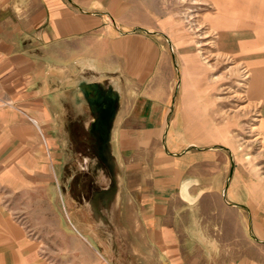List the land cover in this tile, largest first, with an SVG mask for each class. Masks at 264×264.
<instances>
[{
	"label": "crops",
	"instance_id": "crops-1",
	"mask_svg": "<svg viewBox=\"0 0 264 264\" xmlns=\"http://www.w3.org/2000/svg\"><path fill=\"white\" fill-rule=\"evenodd\" d=\"M203 1L222 52L248 72L244 111L264 135V0ZM173 29L161 0H0V264H264L248 176L198 174L222 165L204 147L233 126L211 120V95L176 93ZM77 68L112 90L114 206L95 212L98 228L45 240L26 201L53 196Z\"/></svg>",
	"mask_w": 264,
	"mask_h": 264
},
{
	"label": "rangeland",
	"instance_id": "rangeland-1",
	"mask_svg": "<svg viewBox=\"0 0 264 264\" xmlns=\"http://www.w3.org/2000/svg\"><path fill=\"white\" fill-rule=\"evenodd\" d=\"M161 2L171 8L172 26L176 33V38L168 40V45L172 47L175 68L172 79L176 93L181 94L184 90L196 93L198 88L200 93L211 95L214 100L210 103L214 111L211 120L221 126L232 122L233 126L229 134L211 136L210 144L204 147H209L213 154L211 157L217 162L220 160L222 165L204 166L198 174L210 176L219 172L223 178L229 173L248 176L246 187L251 191V199L247 201L253 213L252 221L264 222V213L259 214L264 212V135L260 134L257 121L244 111L248 72L241 63H235L233 57L222 52L223 45H219L217 32L212 22L208 21L211 8L199 4L204 3L203 0ZM71 79L75 86L70 88L69 112L75 110V120L79 122L77 126L82 130L74 141L71 138L68 149L63 153L64 166L57 182L54 180L52 198H28L26 201L27 221L40 229L38 234L45 240L50 237L61 239L59 228L75 234V227L87 233V223L98 228L101 217L95 212L101 206H114L116 168L111 156L112 136L108 130L100 136L106 142L100 159L95 141L87 132L89 123L101 114L100 101L112 90L107 82L87 72V69L77 68ZM108 106L109 118H112L116 105L109 101ZM84 112L85 122L82 117ZM107 124L109 126L110 119ZM227 159L230 161L228 167L223 164ZM105 218L106 222L114 221L113 215Z\"/></svg>",
	"mask_w": 264,
	"mask_h": 264
},
{
	"label": "flooded vegetation",
	"instance_id": "flooded-vegetation-1",
	"mask_svg": "<svg viewBox=\"0 0 264 264\" xmlns=\"http://www.w3.org/2000/svg\"><path fill=\"white\" fill-rule=\"evenodd\" d=\"M100 102H101L100 104H102V105H99L101 114L99 117L95 118L94 121L90 122L91 127H88L87 132L91 134V136L93 137L95 141V145L97 146L96 150L99 153L98 158L101 159L100 153L102 155V152L104 151V146H106V142L103 139H101L100 136H103L106 133L104 129V126H105L104 124L107 121V116L110 110L108 106V95L103 96ZM77 124H79V122L75 120V122H73V125H71L70 127L71 138L73 139V141L75 140L76 135L80 133V129H81V127L79 128ZM83 130H85L84 126H83Z\"/></svg>",
	"mask_w": 264,
	"mask_h": 264
}]
</instances>
